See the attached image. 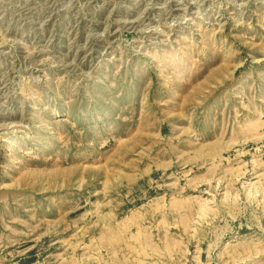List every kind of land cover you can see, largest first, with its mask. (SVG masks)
I'll list each match as a JSON object with an SVG mask.
<instances>
[{"label": "rangeland", "instance_id": "374dc122", "mask_svg": "<svg viewBox=\"0 0 264 264\" xmlns=\"http://www.w3.org/2000/svg\"><path fill=\"white\" fill-rule=\"evenodd\" d=\"M0 264H264V0H0Z\"/></svg>", "mask_w": 264, "mask_h": 264}]
</instances>
